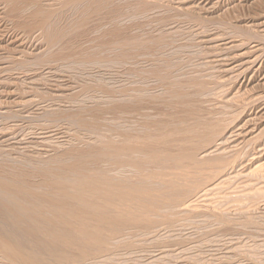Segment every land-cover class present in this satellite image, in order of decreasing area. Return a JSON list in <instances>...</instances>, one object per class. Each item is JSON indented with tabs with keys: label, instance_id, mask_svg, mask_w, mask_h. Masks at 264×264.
Wrapping results in <instances>:
<instances>
[{
	"label": "bare ground",
	"instance_id": "6f19581e",
	"mask_svg": "<svg viewBox=\"0 0 264 264\" xmlns=\"http://www.w3.org/2000/svg\"><path fill=\"white\" fill-rule=\"evenodd\" d=\"M56 1L57 0H0V89L2 90L0 91V264H83V262L85 263V259H88V257L92 258L91 260L88 259L91 262L92 260L102 257L100 256L102 253L106 254L108 251H113L114 247L112 243L116 239L118 240L120 234L122 236V233L124 232L123 231L121 233L122 229L127 228V230H132L133 227L137 229V227L142 225V219L144 220L143 225L144 222L148 220L149 222L151 220L156 223L155 221L158 220L152 219L153 217L156 218L158 215H161L159 212L162 211H156L157 216H152V218L150 216L151 219L146 218L151 212H155L154 208H161L160 210H162L163 207H166V210H168L170 208L167 209V207H171V205V209L174 207L173 203H176L174 200H180L174 199L175 196L180 192L186 193L182 191L184 189L188 190L187 179L189 177L192 178L189 169H192L196 163L194 162V154L191 152H195L197 148L196 150L194 148L198 147L197 144H195L194 139L196 138L199 140V145L201 144L200 147L204 145L202 144L204 142L200 143L203 141V136L197 132V130L200 129L198 124L201 125L200 122H204L199 116L198 118L201 119L200 122L196 119L195 121L198 122V124H196V122L193 123V125L196 124L199 127L197 129L195 126L193 127L195 129L188 127L189 129L186 128V130H183L182 128L181 130L180 127V130H178L180 124L178 122V129H175L176 127L174 125L175 128L173 127L174 129H172V132L174 133H172L170 132V127H172L174 123L170 124L169 122V124L172 125L168 127L169 131H167V127L166 130L163 131V129H165L163 128L165 124L164 126L162 124L161 128L158 127L160 125L153 124L152 128L156 129L157 133L152 134L151 130L149 131V127L153 120L149 118L151 121L148 127V125H146L148 122L145 124L139 118V115L142 116L143 114L141 111L146 109V107H144L146 106L145 104L143 105L144 108L139 105L141 104V99H143L141 97V90H138L140 92L139 94L138 91L136 92L134 89H132L131 92L134 90L133 95L131 96L130 92V98L128 97L130 100L126 103H120L121 101H117L116 97L124 94V91H115L113 89L115 85H113V87H110L112 85L109 84H106L107 86H103V82H98L102 80H99L100 78L95 79L97 82L89 81L84 82L83 84H78L77 82L71 81V79L63 73L57 76L56 73L61 72V69L58 68L59 66L57 65V62H66L68 59L66 54L71 48V32L81 30L83 26L81 28L78 26L83 25L84 23L86 24V20H88L87 18L89 17L88 15H97L98 17V15L100 16L103 14L102 12L105 10V5L109 3L104 4L103 0H66V2L61 1V3H59V1L55 3ZM53 6L55 8H53ZM46 7H51L52 9H45ZM56 8H66L67 11L69 9L73 10V12L78 15V17H76L78 21L74 25L69 24V18L66 16L68 12H65L64 9L62 11H58L60 9ZM115 12L116 15L114 17L117 18L116 16L121 14L119 13L120 10L114 11L112 13L115 14ZM140 12L141 11L137 13ZM137 13L134 12L133 14L138 15ZM110 16L113 17L112 15ZM119 18L117 19L120 20ZM117 19L112 20L114 21ZM114 24L113 26H117V23L116 25ZM76 27L80 29H77ZM23 28H26L29 31L34 30L33 32L38 31L40 34V39L43 42V46H41L42 49H40L41 47L34 49L33 46V51H30V55H32L31 58L25 56V53L28 55L29 52H27L28 49L22 47V44L20 43L22 37L19 40L20 35H22L20 34V30ZM107 29L105 28L104 30L100 28L96 31L98 33L96 41L99 43V45H97L95 49H100L108 45L113 50L118 52L120 56L125 57V60H133L135 58L133 57V54L128 51L136 48L140 50L143 49V42L141 43L139 40H135L132 37H130L131 40L129 41L123 38V40H126L124 42L121 40L120 42L111 41V37H118L120 34H122L121 29H123V27L120 28L121 31L114 28ZM74 32L72 34H79L77 31L76 33ZM26 33L29 34V32H24L23 34ZM76 35H71V37L73 36L72 38L75 39V37H77ZM22 36L25 38L27 35ZM68 38H70V40H68ZM32 39L31 41H33ZM162 39L164 38L162 37ZM104 40H108V43H104ZM148 41L149 40H147V42ZM25 42L23 41L22 43ZM73 42L75 43L76 41ZM91 42L94 43V40ZM67 43H70L69 46ZM145 44L146 43H144V45ZM161 45L163 44L160 41L155 44L153 43L151 50L157 51V49L162 47ZM7 46H10L9 48L11 50L7 49ZM130 54L132 55L130 56ZM155 54L157 55V53ZM96 55L97 53L83 55L81 63L89 65V70H97L98 75H105L104 72L107 69L105 68L106 70L104 71V67L101 66L103 70L100 67L103 60H99ZM143 62L142 65H144ZM146 62L147 61H145V63ZM160 63L161 62L157 59V61H153L151 64L152 66H150L149 70L151 75H153L151 78L156 77L159 81L165 82L168 80V82H171L172 78H174L173 74L176 72V68L174 69L173 67H170L171 65L169 66L164 63L166 65V69L161 70L163 67L161 65L162 67L159 71L157 66H160L158 65ZM137 66L140 68V65L137 64ZM44 71L47 73H44ZM63 72L65 71L63 70ZM139 73L143 76L144 72L139 71ZM147 73L148 72L144 74ZM98 75L96 77H98ZM144 78H146V76ZM109 81L112 82L114 79L110 77ZM109 81L108 83H110ZM139 81L137 80V82ZM153 81H155V79H153ZM105 83L106 82H104V84ZM158 84L161 83L158 82ZM172 84L176 85L174 81ZM143 85L145 86L146 83ZM161 85H163V83ZM183 85L184 84H182V86ZM166 86L170 85L168 84ZM147 87H149V85ZM170 87L172 88V86ZM180 88L181 87L178 89L174 88V91L176 93L178 91L180 92ZM167 90L165 89V91ZM145 91L147 92L148 90ZM145 91H143V93ZM197 91L200 90L198 89ZM203 91H201V93ZM182 92L177 93L178 95L174 96V102L178 101L181 103V97L179 98L180 101L176 100V97H178L180 94L183 95L184 93ZM168 93L171 94L170 92ZM158 94L156 95L157 98ZM186 94L187 93L185 92L184 96L187 98L189 95L186 96ZM206 94L207 93H205V95ZM196 96L199 97V94H196ZM145 98L147 97L144 96V99ZM172 98H170V100ZM186 98L183 100H186ZM148 99L151 100V98ZM148 99H145V101ZM154 100L156 101V99ZM200 100L201 99H199V101ZM145 101H142V103H149ZM187 101L188 100H186V102L183 101V103H187ZM178 102H176V104H178ZM149 104L148 106H150ZM176 104L174 106H176ZM189 104L187 103L186 105L188 106ZM163 107L161 108L164 109ZM189 107L191 108V104ZM201 108L202 107L200 106V109ZM170 109L173 110L172 108ZM145 111L149 110L147 109ZM185 114L183 117L187 115ZM190 114L191 113L189 112L187 116L189 117ZM200 114H202V112ZM87 115H90L89 121L85 118ZM107 115L110 117L109 120H106L107 118H105ZM121 115H123L122 117H124V115L128 116L129 121L131 118H134L138 115L137 117L139 119H137V121L141 120L145 124V127H143L141 130H137L136 128H130L132 124L131 123L129 124L130 126L126 125L128 128H122L121 122L119 121ZM143 116L145 118V115ZM178 116H180V114L176 117ZM192 116L194 119L196 118L194 115ZM137 117H135V119ZM172 117L170 116V118ZM208 117H210V115ZM125 118L127 119V117H124V119ZM170 118L168 119L169 121H171ZM214 119L215 118H213V120ZM148 120H145V122ZM173 120L174 119H172V121ZM216 120L217 119H215V121ZM129 121L127 120L125 123L128 124ZM154 122L156 123V121ZM185 122H189V120L187 119ZM134 123L136 124V122ZM164 123H167V121ZM141 124H138V126ZM181 125H183V122ZM215 125L216 124H214V126L212 125V127L215 128ZM138 126L137 128H139ZM203 129L205 130V128L200 130ZM209 129L212 130L213 128ZM206 130L210 131L208 129ZM214 130L217 131L216 128ZM214 130H212V133ZM218 132L221 131L218 130ZM215 133L216 132L213 134L216 135ZM207 134L205 136H207ZM49 137L57 138L58 140L56 139V141L59 142L60 140V142H62H59L60 144L58 143L56 145L53 143V145H51L50 142V145H46V142L44 143L43 141H46L47 139L50 140L51 138ZM173 137L176 138L178 142H180L179 148L176 151H172L174 148H172V152H169L170 149H168L169 151L162 150V144L160 145L162 149L159 147L161 150H156V148L159 146L157 145L158 143H165L166 145L170 139H174ZM221 138L222 137L219 139ZM40 139L43 141H40ZM176 142L175 144L178 143ZM173 144L174 142L172 141L171 145L173 146ZM155 145H157V147H155ZM224 145L226 146V144ZM173 147H176V145ZM200 147L199 149L201 150ZM36 149H38L39 152ZM41 149L45 152L46 150H50L53 154L52 157L45 159L42 157L43 155L40 156L41 154L45 153ZM202 152L205 151L202 150ZM221 153L218 152V154ZM206 155L207 154H205L203 157ZM209 155L210 153L208 154V158L210 157ZM203 157H199L198 161H200V158ZM216 159L212 158L213 161L218 160ZM158 160H161V162L163 161V163L165 162L166 165L168 162H171L172 164H170L173 165H169V167L173 169V172H170L171 169L166 172L163 169L165 174L163 175L161 173L163 176L160 175L162 178H160L159 184L162 186V188L164 187V192L167 189V194L160 193L161 190L163 191L161 187V190L158 189L159 187L157 189L155 188L154 181H158L156 179H158L160 176L157 177V173L149 170L150 165L152 168V164H157ZM207 161L210 160L206 159V162ZM218 162L219 163H217V166L220 167V170H223L224 166L227 165L224 161ZM222 163H225V165H222ZM215 164L216 162L214 165ZM219 164H221L223 167ZM198 165H196V171L199 169V167V170H201V166L198 167ZM200 165H202V163H200ZM210 166L212 165H209L208 167ZM214 167H216V165ZM202 168H204L203 165ZM206 168L207 166H205V169ZM156 169L158 170L159 167L157 168L156 166ZM165 169L168 170V166ZM194 169L193 172L191 171L192 175L194 172H196ZM257 169L258 167L256 168V171ZM213 170L214 169H212V171ZM217 170H219V168H217ZM217 170L213 172H216L217 174ZM168 172L170 174H166ZM199 172L200 171H198V173ZM204 173L202 174L203 177L206 175H204ZM216 174L213 173V177H215L214 175ZM219 174L221 173L219 172ZM194 175L196 174L194 173ZM212 175L209 176L212 177ZM196 176L198 179L199 175ZM203 177H200L199 179L201 180H198V182L200 181L202 183ZM196 178L193 180L196 181ZM191 181L189 180V185ZM200 182L197 183L199 187ZM204 182L206 181L204 180ZM193 183L194 182L191 183L192 186L194 185ZM211 184L212 183H210V185ZM197 186H195V188ZM192 188H194V186L191 187L189 191H191ZM200 190L202 191V189ZM181 193L179 194L180 196H182ZM181 203H177L176 206L180 205ZM170 210L169 212L172 211ZM141 216H145L146 219L141 218ZM139 218L140 220H138ZM170 221L171 220H169V222ZM139 222L140 225L138 224ZM154 223L152 222V225ZM136 225L138 226L136 227ZM147 226L149 225L147 224ZM104 241H109L108 243L110 245L108 247H104L102 244L105 243Z\"/></svg>",
	"mask_w": 264,
	"mask_h": 264
},
{
	"label": "rangeland",
	"instance_id": "374dc122",
	"mask_svg": "<svg viewBox=\"0 0 264 264\" xmlns=\"http://www.w3.org/2000/svg\"><path fill=\"white\" fill-rule=\"evenodd\" d=\"M61 1L66 2V0H57L55 3H61ZM103 2L104 4L109 3L105 5L106 7L104 11L106 13L103 11V14L100 15L101 17L99 15L98 17L97 15H88L89 17L87 18L88 20H86V24L84 23L83 25L78 26L80 28L83 26L81 30H76L79 34L76 35L72 34L74 31L71 32V35H76L77 37L73 39V36L71 37L70 35L71 40L70 38H68V40H70V43L72 42L70 45L71 48L66 54L68 56V59L66 62H57V65L59 66L58 68L61 69V72L56 73L57 76L63 73L64 75L68 76L71 81L77 82L78 84H83L84 82L89 81L97 82L95 79L100 78L99 80H102L98 82H103V86H107L106 84H109L112 85L110 87H113V85H115L113 87L115 91H124V94H118L120 96L116 97L117 101H121L120 103H126L127 101H129L130 95H133L134 90L136 92L138 90H141L140 92L143 95H141V97L144 99L145 96L147 97L145 99L151 98V100L148 99L147 101H145V99H141V104L138 103L142 108L146 107V109H143L144 112L143 110L141 111L143 114L141 113L142 116L139 115V118L145 124L148 122V124H146L148 125V127L151 120H153V122L156 121V123L151 122L152 124H150L149 127V131L151 130L152 134L157 133L156 129L152 128L153 124L160 125L158 126L160 128L162 127V124L163 126L165 124V126L163 127L165 129L162 128L164 131L166 130V127L168 128L172 126L170 124L174 123L173 126L170 127V132H172V129H174L175 127V129L179 128L178 130H180V127L181 130L182 128L183 130H186V128L189 129L196 126V129L199 127L200 129L205 128V130H197V132L203 136V141H201L200 143L204 142L202 143L204 145L200 147L201 144L199 145V140L196 138L194 139V142L198 147L194 148L195 150L197 148L196 151L193 149L195 152H190L194 154V162L196 164L194 163V167L192 169H189L190 171L188 170L192 176V178L189 177L190 179H187L188 190L184 189L185 191H182L186 193L188 192L189 194L181 192L180 193L182 196L179 195L180 193L177 194L174 199H180V202L174 200L176 202L175 204L173 203L174 207L172 209V205L171 207H167V209L170 208L172 211L170 209L166 210V207H163L164 210H160L161 208H154L155 212L162 211L159 212L161 215H158V217L156 218L153 217L152 219H157L158 221H155L157 224L151 220L150 223L148 220L144 222L143 225L144 220L142 219V227H137L138 225H136L137 229H135V227H133L132 230H127V228L122 229L121 233L124 231L122 233V236L120 234L118 240L116 239L112 243L114 252L108 251L106 254L102 253L100 255L102 257L99 256L100 258L92 260L93 263L92 261L90 262L92 258L88 257V259L90 260L86 258L85 263L83 262V264H86V260L87 264H264V0H103ZM55 7L53 6V8ZM48 8L46 7L45 9ZM56 9H60L58 11H62L63 9L65 10V12L67 11L66 8ZM117 10H120L119 13H121L118 15L120 18L116 16L120 20L114 17L116 15V12L115 14L112 13ZM139 11H141V16L140 13H137ZM143 11L146 15L143 13ZM67 12L68 14H66V16H68L69 18V24L74 25L78 21L76 18L78 17V15L71 9H69ZM134 12L139 16L133 14ZM110 15H112L113 17H111ZM112 19L117 20L113 21ZM116 23L117 26H113V24L116 25ZM78 27L76 28L80 29ZM122 27L123 29H121V31L120 28ZM100 28L104 30L105 28L118 29L122 34H120L118 37H111V41L120 42L121 40L122 42H124L126 40H131L130 37H132L135 40H139V42L141 43L143 42V49L140 50L136 48L133 49L134 52L133 50L128 51L133 54V57H135L133 60H125V57L120 56L118 52L113 50L110 46L106 45L108 43V40H104V43L107 42L105 44L106 46L100 49H95L96 46L99 45V43L96 41L98 36V33L96 31ZM33 31L34 30L29 31L26 28L20 30V34L25 36L27 35V38H24V36L20 35L19 40L22 37L20 43L22 44V47L28 49L27 52H29V54L27 55V53H25V56L28 58H31L32 56L30 55V51H33V46L34 49L43 46V42L40 39L39 32ZM76 31L74 33H76ZM24 32H29V34H23ZM89 35H91L93 38ZM162 37L164 39H162ZM123 38H125L126 40H123ZM31 39L33 41H31ZM93 40L94 43L91 42ZM147 40H149V43L147 42ZM23 41L26 42L22 43ZM73 41L76 42L74 43ZM159 41L163 44L161 45L162 47H160L161 49L159 48L157 49V51L151 50V46L153 45V43L155 44ZM144 43H146V46L144 45ZM9 47L10 46H7L6 48L10 49ZM40 49H42V47ZM166 50L168 51V53ZM89 53H97L96 56L98 57V59L103 60L100 67H104V71L107 69L104 72L105 75H98L97 70H89V65L81 63L83 55ZM155 53H157V55ZM132 54H130V56ZM157 59L161 62L160 64H158L160 66H157V69L159 71L162 66L163 67L161 70L166 69V65L164 63L169 66L171 65L170 67H173L174 69L176 68V72L174 73L175 75L173 74L174 78H172L171 82L173 83L174 81L175 84L178 82L176 85L180 86H176L171 82H168V80H166V83V81L164 82L157 80L156 77L151 78L153 77V75H151L149 71L150 66H152L151 64L153 63V61H157ZM145 61L147 62L145 63ZM142 62L144 65H142ZM137 64L140 65V68H138L139 66H137ZM63 70L65 72H63ZM139 71L148 73H143L142 76L140 75ZM44 73L47 72L44 71ZM97 75L98 77H96ZM145 76L148 81L146 80V78H144ZM110 77L114 79V81H112L113 83L109 81ZM153 79H155V81H153ZM137 80H142L139 81L142 85L137 82ZM108 81L110 83H108ZM156 81L161 84L163 83V85L158 84V82ZM104 82L106 83L104 84ZM145 83L147 86L149 85V87H147L146 85L144 86L143 84ZM164 84L166 88L164 87ZM168 84L172 86V88L170 86H166ZM182 84L184 85L182 86ZM173 85L176 87H174ZM173 87L176 89L181 87L180 92H182L183 90L182 93L184 94H180L178 97H176V100L180 101L181 99V103H179L178 101L174 102V96H177V93L180 92L177 90L178 92L176 93ZM132 89H134L133 92H131ZM144 89L148 91L146 92ZM165 89L168 90L165 91ZM198 89L200 91H197ZM0 91L2 90L0 89ZM139 91L138 93L140 94ZM143 91L145 92L143 93ZM172 91L174 92L171 93ZM201 91L203 92L201 93ZM168 92H170L172 95ZM185 92L187 93L186 96L189 95V98H186L184 96ZM145 93L147 96L145 95ZM205 93L207 94L205 95ZM157 94L158 98L156 96ZM196 94H199V97L196 96ZM169 96H172L173 98ZM170 98L173 99H171L172 102ZM184 98L188 100V104H191V108L189 107L190 104L187 106V103H183V101L186 102V100H183ZM154 99H156V101ZM199 99L201 100L199 101ZM142 101L149 102L150 104L142 103ZM176 102H178V104H176ZM144 104L146 106L143 107ZM148 104L150 106H148ZM175 104L176 106H174ZM185 105L188 107V109ZM200 106L202 107L201 109ZM161 107H163L165 110ZM170 108H172L173 110H171ZM147 109L149 111H145ZM191 110L194 112H192ZM203 110L205 113L203 112ZM188 111L196 118L194 119L191 114L188 117ZM146 112L149 116L146 115ZM152 112H154L155 114ZM173 112L174 114L176 113V116L179 114L180 116L176 117ZM201 112L202 114H200ZM183 113H186L187 115L185 114L186 116L183 117ZM162 114L165 115L163 116ZM143 115H145V118ZM209 115L210 117H213L210 118L208 117ZM122 116L123 115H121V117L119 118L122 128H128V126L126 125H129L131 123L133 124L134 122H136V124H131L130 128L141 130L143 127H145V124L141 120L137 121V119H139L137 117L138 115L135 116L137 117L136 119L133 116L134 118H131L130 121L128 116L124 115V117H127V119H124V117ZM170 116L173 117L170 118ZM198 116L204 122H200L201 119H199ZM85 118L89 121L90 115L85 116ZM105 118H107L106 120L110 119L108 115L105 116ZM143 118L145 120H148L150 118L151 120L149 119L145 122ZM169 118L171 119V121L168 120ZM209 118L212 121H210ZM213 118L217 119L218 121H215V119L213 120ZM163 119H165L167 123H164L166 121ZM172 119H174V122L172 121ZM187 119L189 120V122H185L187 121ZM196 119L200 122L201 125H199L198 122L195 121ZM127 120L130 123L128 122V124H126L125 122H127ZM182 122L183 125H181ZM194 122H196L199 127L196 124L193 125ZM177 123L179 124V127L177 126ZM138 124L141 125L138 126ZM203 124L205 127L203 126ZM211 124L213 126L214 124H216L215 128L217 131L214 130L215 128L212 127ZM136 125L139 128H137ZM216 126L218 127V129ZM209 128H213V133L216 132L215 134L218 136L214 135L212 133V130H210ZM206 129L210 131H207ZM218 130L223 133L218 132ZM167 131H169V128L167 129ZM208 132H211L212 135ZM206 134L207 136H205ZM210 135L214 138H217L218 140L212 138ZM210 137L212 138V140ZM220 137L222 138L219 139ZM56 139L57 138H51L50 140L47 139L46 141L40 139V141H43L44 143L46 142V145H48L50 142L51 145H56L60 142V140L58 142L56 141ZM169 141L166 145L165 143H158V147L157 145H155V147H157L156 150H161V147H163L162 150L170 149V151L168 150L169 152L176 151L179 148L180 142H178L176 138L170 139ZM172 141L174 142L173 146L176 145L177 148L171 145ZM175 142L177 144H175ZM223 143L226 144L227 147ZM161 144L165 145L166 147L162 146ZM159 147L161 149H159ZM199 147L201 148V150L199 149ZM172 148H174L175 150H172ZM36 150L39 152L38 149ZM202 150L205 152H202ZM42 151L40 152H45ZM218 152L222 153L218 154ZM209 153L210 157L208 158ZM205 154L207 155L203 157ZM52 155L53 154L50 150H46V152L41 154L40 156L47 159L49 157H52ZM199 157H203L205 160L203 158H200V161H202L200 162L198 161ZM215 157H218V160ZM212 158L216 159L217 161H213ZM206 159L210 161L206 162ZM218 161H224L227 164L225 165V163H222V165H225L223 170L221 169L222 171L220 170V167L217 166V163H219ZM215 162L216 167H214ZM158 163L152 164V168L150 165L149 169L152 172L157 173V177L165 174L163 172V169L166 172L171 169L169 165L173 166L171 165V162H168V164L166 165L165 162L163 163V161L161 162V160H158ZM200 163H202L204 168H202V165H200ZM208 163L209 165H212L210 166L211 168L208 167ZM196 165H198V167L201 166V170H199V167V169H197L196 171ZM219 165L222 166L221 164ZM156 166L157 168L159 167L158 170L156 169ZM167 166L168 170L165 169L167 168ZM205 166H207V170L205 169ZM257 167L259 171L258 169L256 171ZM217 168H219V170H217ZM193 169L194 171H196L194 173L196 175H199V178L203 177L202 174L207 171L206 173H204V175L206 174L207 177L205 175L203 177L204 179L202 178V183L199 181L200 187L197 183H199L198 180L201 179H197V176L194 175V173L193 178V175L191 173V171L193 172ZM203 169H205L206 171H202ZM210 169L212 173L210 172ZM212 169H214L213 171L217 170L218 173L216 174V172H213ZM198 171L200 172L198 173ZM170 172H173V169H171ZM219 172L221 174H219ZM213 173L217 176L214 175L215 177H213ZM166 174L170 173L168 172ZM209 175H212V177ZM162 176L156 179L158 181H154L156 189L158 187L159 190L164 188H162V186H160L159 184V180L160 178H162ZM216 177L218 178V180ZM195 178L196 181L193 180ZM189 180H192L191 183L194 182V188L197 185V187L199 188L196 187L195 190L194 188H192L191 191H189V189L193 187L191 183L189 185ZM204 180L206 182H204ZM225 181L228 183H226ZM210 183L212 184L210 185ZM200 189H202V191ZM196 190L199 192H197ZM166 191L167 189L165 190V192L163 189V191L161 190L160 193L167 194L168 192ZM177 203H181L180 205H178L179 207L176 206ZM169 210L171 212H169ZM155 212H151L149 215H147L146 218L149 219L150 216L151 218L152 216H157V212ZM141 218L146 219L145 216H141ZM138 220H140V218ZM169 220L171 221L169 222ZM152 222L154 223L153 225ZM138 224L140 225V222ZM147 224L150 227L147 226ZM119 241L121 242V244ZM104 242L105 243H102L104 247H108L110 245L108 243L109 241Z\"/></svg>",
	"mask_w": 264,
	"mask_h": 264
}]
</instances>
